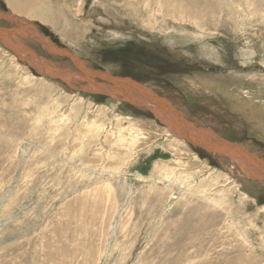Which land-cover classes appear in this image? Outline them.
Segmentation results:
<instances>
[{
  "label": "rangeland",
  "instance_id": "374dc122",
  "mask_svg": "<svg viewBox=\"0 0 264 264\" xmlns=\"http://www.w3.org/2000/svg\"><path fill=\"white\" fill-rule=\"evenodd\" d=\"M164 6L65 0L74 38L0 0L1 26L15 29L0 36V264H264V181L226 154L185 148L146 99L91 92L33 62L36 52L79 71L72 54L132 78L264 163V16L170 17Z\"/></svg>",
  "mask_w": 264,
  "mask_h": 264
},
{
  "label": "bare ground",
  "instance_id": "6f19581e",
  "mask_svg": "<svg viewBox=\"0 0 264 264\" xmlns=\"http://www.w3.org/2000/svg\"><path fill=\"white\" fill-rule=\"evenodd\" d=\"M64 1L65 0H57V1L56 0H8V3L15 12H17L19 14L27 15L31 18H38L42 21L48 22L51 25H54V27H56L57 29L64 31L65 33H67L70 36H73L75 38V37H77V35H79L80 24L77 21H72L68 18L66 8L64 7ZM238 1L239 0H236V1L235 0H164L165 6L162 7L161 14H163L165 16L167 15L170 17L187 15V16H191L194 18L195 17L196 18L204 17L206 19H212L214 17L215 18H217V17L218 18H224L225 16H230V15H235L238 17V15L241 16L242 14L243 15L244 14H249V15L258 14V15L264 16V0H260L261 3H258V0H241L240 4H238L237 6H233L234 3H237ZM261 4H263V6ZM255 7H257V9L259 7V9L257 10V13H254L252 11V9ZM92 10H93L92 12L94 13L92 15L93 18H96L98 14H100L101 16L103 15L102 14V7H100V6L94 5L92 7ZM122 11L126 16H129L131 14L138 15V13H139L137 10H136V12H134L133 8H129L128 10L123 8ZM11 17H13V16H11ZM19 18H17L16 20H18ZM21 21L23 23V20H21ZM89 23H92V22H89ZM24 25H26V24H24ZM11 28H13V27H11ZM11 28L1 26V24H0V36L4 35L5 38L12 36L13 31L15 29H11ZM20 28H22V27H20ZM23 30L24 29L22 28L19 31L24 33ZM29 30H31V29H29ZM31 35L33 37L38 38V40L43 42L47 47L55 50V52L58 51L61 53L69 54L64 50H60L59 48L55 47L53 44H51V42L46 41L39 32L35 31L34 27H33L32 31L30 32V37H31ZM205 35H207V34H204V36ZM26 38H28V37H26ZM22 41L21 42L17 41V43H15V45L18 46L19 43H20L19 45L24 44ZM5 42H7L6 39H5ZM5 42H3V43H5ZM11 43H13V42L11 41ZM27 50L28 49L21 50V51L26 52ZM32 53H33V55H35L34 59L32 57L33 55L32 56L30 55ZM32 53H30V54H27V53L24 54L23 53L22 55H19V56L21 58H27L28 56H30V59L31 60L33 59L34 64L38 67L39 70H42L43 72L46 71L48 74L50 73V75H52V76H55V75L61 76L63 79H65L67 81L69 80L68 82H70V80H72V79L75 80V78H76V80H78V79L79 80H85L88 83L86 85V88L89 89L91 92H103V93L109 94L112 97L119 99V100L121 97H123L126 100H130L131 102H133L136 105H142V104L144 105L143 101H145V100L142 98V96L140 94L145 93L147 98H148V99H146L147 102L146 101L145 102L150 103V105H151V106H149V108H151L153 113L157 114L158 117H160V119L165 123V125L169 128L168 131H170L171 134H174L175 136L178 137V139H176V141L179 142L180 144L184 145L185 148L187 145L186 141L188 140L193 144L200 145V146L204 147V149H207L208 151L226 154L229 158H231L232 161L237 162L243 168V170L245 169V173H248V175L252 176L253 179H258L257 176H259L261 179L263 178L261 181H264V163L262 161H260L259 158L254 153L248 151V148L240 146L239 144L234 146V147H225V146L221 147L220 145H217L214 143L212 144V141H214L215 137L217 140H224V139L222 137L216 135L215 133H213L211 130H208V129L207 130H199V129L195 128V125L190 124L187 121V119H185L181 115V113H178L177 109L175 110L173 108L174 110L172 112L169 111L168 107L172 106L171 103L168 102L167 100H165L164 98H161L157 93H155L152 89L147 88V86L144 85L143 83L137 82L132 78H128L129 81L127 79L124 80L125 86L122 85L123 83L121 85L116 84L112 80H115V79L117 80V77L114 78V76L110 75L109 73L99 72L98 74H96L95 72H92L91 69L88 70L86 68L85 64L82 61H80V59L78 57H76L75 55H72V54H69V56H71L72 59L75 61V63L79 67V71L76 70L75 72H73V70H72V72H70L71 70L67 71V70H64L62 68H61V70H64V71H61V70L57 69L56 66H53V62H51L50 60L49 61L45 60V59L43 60L42 58L39 57V55H37L36 52H32ZM97 75L104 77V79L107 78L109 82L108 83H100V84H99V82L97 83L96 79H95V77ZM256 79H258V78H256ZM260 79L264 83V75L263 76L261 75V77H259V80ZM139 86H141L142 88H140ZM138 91L141 93H139ZM260 97H261V95H260ZM260 97H259V99H260ZM254 99H255V97H254ZM246 100L248 101V99H246ZM150 101H152V102H150ZM240 104H242V103H240ZM259 111H257V114ZM211 132L213 134H215L216 136L213 135ZM209 141H211V143ZM240 147L241 148L243 147L242 151H240ZM240 191H241V189H240Z\"/></svg>",
  "mask_w": 264,
  "mask_h": 264
},
{
  "label": "water",
  "instance_id": "95a60500",
  "mask_svg": "<svg viewBox=\"0 0 264 264\" xmlns=\"http://www.w3.org/2000/svg\"><path fill=\"white\" fill-rule=\"evenodd\" d=\"M101 72H105V71H101ZM114 76V75H113ZM96 77H101V76H96ZM117 77V80L115 79V80H112L114 83H116V84H119V85H121L122 83V85L123 86H125V82H124V80H128L129 81V79L128 78H124V77H118V76H114V78H116ZM131 81V80H130ZM133 82V81H132ZM127 84V83H126ZM147 88H149L148 86H147ZM139 92V91H138ZM139 93H141V92H139ZM141 96H142V98L143 99H148L147 98V96H146V94L145 93H141L140 94ZM162 98V97H161ZM129 102H131L130 100H128ZM176 110V108L174 107V106H171V107H168V110L169 111H173L174 109ZM178 110V109H177ZM213 135H215V134H213ZM216 136V135H215ZM210 143H211V141H209ZM217 144V145H220L221 147H234V146H236V145H238L239 143H236V142H232V141H230V140H217L216 139V137H215V139H214V141H212V144ZM240 146H243V147H245L243 144H239ZM243 147L241 148L240 147V151H242L243 150ZM245 148H247V147H245ZM251 175V174H250ZM250 177H252V176H250ZM253 178V177H252ZM257 178L260 180L261 178L259 177V176H257ZM263 179V178H262ZM261 179V180H262Z\"/></svg>",
  "mask_w": 264,
  "mask_h": 264
},
{
  "label": "crops",
  "instance_id": "0c3cea01",
  "mask_svg": "<svg viewBox=\"0 0 264 264\" xmlns=\"http://www.w3.org/2000/svg\"><path fill=\"white\" fill-rule=\"evenodd\" d=\"M21 38V37H20Z\"/></svg>",
  "mask_w": 264,
  "mask_h": 264
}]
</instances>
